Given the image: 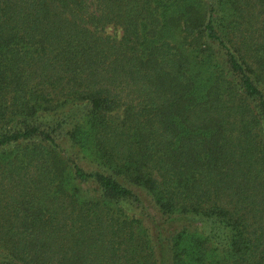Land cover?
<instances>
[{
	"label": "trees",
	"instance_id": "1",
	"mask_svg": "<svg viewBox=\"0 0 264 264\" xmlns=\"http://www.w3.org/2000/svg\"><path fill=\"white\" fill-rule=\"evenodd\" d=\"M0 264H264V0H0Z\"/></svg>",
	"mask_w": 264,
	"mask_h": 264
},
{
	"label": "rangeland",
	"instance_id": "2",
	"mask_svg": "<svg viewBox=\"0 0 264 264\" xmlns=\"http://www.w3.org/2000/svg\"><path fill=\"white\" fill-rule=\"evenodd\" d=\"M110 30H108V31H110ZM94 166H96V164L93 161L90 162V165L88 164V168H90V167L94 168Z\"/></svg>",
	"mask_w": 264,
	"mask_h": 264
}]
</instances>
